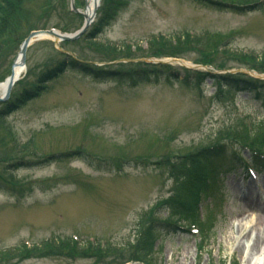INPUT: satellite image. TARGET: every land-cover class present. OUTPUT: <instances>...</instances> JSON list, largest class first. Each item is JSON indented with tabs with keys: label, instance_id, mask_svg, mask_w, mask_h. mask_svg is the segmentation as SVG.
I'll list each match as a JSON object with an SVG mask.
<instances>
[{
	"label": "rangeland",
	"instance_id": "rangeland-1",
	"mask_svg": "<svg viewBox=\"0 0 264 264\" xmlns=\"http://www.w3.org/2000/svg\"><path fill=\"white\" fill-rule=\"evenodd\" d=\"M114 1L118 15L95 40L87 38L88 31L65 44L44 40L30 46L13 97L33 88L45 67L63 60L58 51L97 69L126 72L130 58L144 62L148 56L171 55L197 72L248 71L264 79V0ZM73 5L84 12L85 0H73ZM69 9V0H27L15 11L12 29L0 38V81L16 60L19 35L51 28L73 34L80 28L82 18ZM161 36L172 42L162 44ZM122 45L130 47L129 55L116 53ZM254 56L259 60L253 63L243 59ZM172 67L189 75L175 63ZM160 81L131 87L68 68L43 84L40 96L0 119V264H222L227 259L229 264H247L258 256L249 248L258 230H264V173L242 184L255 191L247 196L239 174L225 176L218 193L201 196L199 207L212 212L215 225L203 248L194 236L160 230L155 235L161 247L152 258L140 244L139 235L153 218L190 217L184 210L190 202L186 198L192 200L197 188L188 195L183 182L170 179L173 157L220 141L256 148L264 140V129L253 139L243 137L248 130L242 131L241 112L256 122L264 117L260 102L250 94L216 101L209 81L202 96ZM240 155L247 156L245 151ZM185 200L181 212L167 204ZM164 203L171 208L164 205L165 211L158 212ZM206 204L218 206L215 210ZM249 216H256L250 224L254 227L237 232L239 221L247 222ZM72 235L80 245L73 250L58 247L56 241L67 242ZM42 243L47 257L35 250ZM84 243L97 247L103 257ZM20 245L28 256L17 253ZM126 246L123 253L110 252Z\"/></svg>",
	"mask_w": 264,
	"mask_h": 264
},
{
	"label": "trees",
	"instance_id": "trees-1",
	"mask_svg": "<svg viewBox=\"0 0 264 264\" xmlns=\"http://www.w3.org/2000/svg\"><path fill=\"white\" fill-rule=\"evenodd\" d=\"M27 3V0H0V38L2 37V35L6 32L8 33L13 25L11 24V19H13L14 17V13L16 11L20 12V8L22 6H24ZM106 15V16H105ZM108 13L107 14H103V16L96 22L94 28H93V33L91 32L90 36H93V34H96V32H98L104 22L105 19H108ZM17 22V21H16ZM17 35V33H16ZM19 37H24V36H18L16 37V42H18L20 40ZM46 71L45 73L42 75V78L40 79V82L37 84H43L42 82H46V80H49L51 78H54L57 74H59L60 72H62L63 70H65V68H71V69H76V70H83L87 73L90 72V74H92L94 77L98 78L99 76H101L103 73H97L94 72L93 70L89 69V68H85L83 65H79L78 63H76L74 60H72L71 58H65L64 60H61L59 62H55L53 65H51L50 67H45ZM150 67L148 65H142L139 66L137 65L135 67H131V70L129 71L128 74H126V76L130 78H139L142 80H147L149 78H154L157 77L156 75H161L163 71V69H156L155 70H151L153 69L152 67L149 69ZM165 68V67H164ZM101 74V75H100ZM109 75V74H108ZM195 78L197 79V81L203 82L206 78H209L211 80H213V83H215V85L220 86L221 82H223L226 86L230 87V88H234L237 90H252V91H257L258 93H263L264 94V83H260V82H253V81H249V80H245L242 78H238L236 80H232L229 77H225V78H219L216 77L214 78L213 76L210 75H199V74H195ZM178 80V79H176ZM221 80V81H220ZM180 83H182V81L178 80ZM187 86L191 87V89H194L196 86L199 85V82L194 83L192 82V84L190 85L189 83L186 84ZM41 87H39V85H36L34 88V91H24L22 92L21 96L17 97L14 101L9 102L8 104L4 105L2 107V109L0 110V118L6 116L7 114H9L11 111H13L14 109L18 108L21 104H24V101L28 100V96H35L38 94V92L40 91ZM178 159V160H177ZM175 161V165L177 167V169L175 168H170L169 169V173L171 178L173 179H185V180H193L196 179L198 180L200 176H202L203 173H201V170H204L205 167L207 166H213V164H217V163H225V162H235L236 158L234 156H232L227 150H225L224 148L219 149L217 148V150L212 149L211 151L206 150V151H199V153L196 154H190L187 155L185 157H179L177 158ZM259 161V160H258ZM167 164L169 165V162L166 161ZM261 162V164L264 165L263 161H259ZM215 166V165H214ZM163 225L159 224H153L151 225V227L149 229H146V231H144L143 233H140V237H141V241L140 244L142 245V247L146 248V246L148 245V243L150 242L151 239V234L152 232H154L155 230H160L163 229ZM47 245L45 244L44 248ZM65 246H67L68 248H70L71 250H73V246L69 244L68 245H61L58 244L59 248L64 249ZM42 249L41 251L44 252V254H42V257H47L48 254L45 251V249ZM86 249L89 248L87 245L85 247ZM129 248L128 246L126 247H122L120 249H112L110 252L113 255H116L117 253L120 254V252L122 251V253ZM94 250V252L96 251V256H98L99 258H102L103 255H101V253L97 250V247L95 248H91ZM37 251V249H35ZM88 250V249H87ZM16 251L18 254H25V255H29V251L25 252L23 250V248H16ZM74 254H76V252H73ZM9 253L4 252L3 255L6 257L8 256ZM137 260V259H135ZM119 264H123V262L119 263Z\"/></svg>",
	"mask_w": 264,
	"mask_h": 264
},
{
	"label": "bare ground",
	"instance_id": "bare-ground-1",
	"mask_svg": "<svg viewBox=\"0 0 264 264\" xmlns=\"http://www.w3.org/2000/svg\"><path fill=\"white\" fill-rule=\"evenodd\" d=\"M96 0H86L87 6H86V10H85V15L89 16L92 12L94 3ZM19 58L16 61L15 67L13 69V75L14 77H20L22 74V68H20L19 64H18ZM5 89V84H0V96L3 94ZM246 201L248 203H251L252 200H249L246 198ZM246 226V221H242L240 220L239 223L237 224V232L241 233L242 232V228ZM260 234V235H259ZM251 233L249 232L247 235V240L245 245H243V249L241 250V256L242 258H244V253H245V248L247 247L248 243L250 242L249 239H251ZM250 237V238H249ZM264 230L259 229L257 232V236L254 237V240H252V244L250 245V252H254L253 254L258 252V255H260V258H254V259H247V264H264V257L261 256V254H264ZM247 244V245H246Z\"/></svg>",
	"mask_w": 264,
	"mask_h": 264
},
{
	"label": "water",
	"instance_id": "water-1",
	"mask_svg": "<svg viewBox=\"0 0 264 264\" xmlns=\"http://www.w3.org/2000/svg\"><path fill=\"white\" fill-rule=\"evenodd\" d=\"M87 25H88V23H85V25H84L82 31L84 30V28H85ZM82 31H81V32H82ZM81 32H80V33H81ZM80 33H79V34H80ZM79 34H78V35H79ZM40 35H49V36L51 35V36H52L53 33H51V32H38V33H33V34H31V35L29 36V38L26 39V40L24 41V43L22 44V46H21V48H20V57H21V61H22V62H23V60H24L25 51H26V48H27V46H28V44H29V41H30L31 39H33V38H38ZM78 35H76V37H77ZM63 39L68 40L69 38L63 37ZM13 82H14V78H13V75L11 74L10 77H9V79H8L7 87H6V90H5L4 94H3V97L0 98V102H1V101H5V100L8 99L9 92H10V89H11V87H12V85H13Z\"/></svg>",
	"mask_w": 264,
	"mask_h": 264
}]
</instances>
